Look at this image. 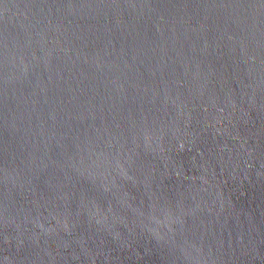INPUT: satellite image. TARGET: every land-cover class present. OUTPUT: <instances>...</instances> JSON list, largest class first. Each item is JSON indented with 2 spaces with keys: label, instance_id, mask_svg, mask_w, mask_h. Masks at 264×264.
<instances>
[{
  "label": "water",
  "instance_id": "obj_1",
  "mask_svg": "<svg viewBox=\"0 0 264 264\" xmlns=\"http://www.w3.org/2000/svg\"><path fill=\"white\" fill-rule=\"evenodd\" d=\"M0 264H264V0H0Z\"/></svg>",
  "mask_w": 264,
  "mask_h": 264
}]
</instances>
